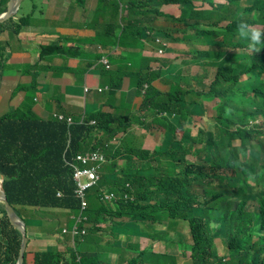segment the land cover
<instances>
[{"label": "trees", "instance_id": "16d2710c", "mask_svg": "<svg viewBox=\"0 0 264 264\" xmlns=\"http://www.w3.org/2000/svg\"><path fill=\"white\" fill-rule=\"evenodd\" d=\"M138 1L126 3L127 14L142 8L141 4L137 5ZM146 1L178 5L181 17L179 20H171L174 24L190 21L193 8L208 14V19L201 23L188 22L181 28L157 33L168 42H181L188 34L186 30L200 33L208 47V51L200 55L209 59L208 67L215 69L208 89L212 97L220 100L217 124L224 127L240 126L245 148L252 156L262 158L263 143L255 142L253 137L260 134L259 128L250 126L249 121L256 115L264 117V46H259L260 51L246 55V43L236 38V29L238 23L244 21L264 30V0H247V7L241 6V0H203L200 6L192 5V0ZM8 2L9 0H0V15L6 12ZM215 2H227L225 12L228 14L230 10V15L223 13L220 7L223 4ZM14 20L0 25V39L6 33L18 35L28 25V18L18 20V24ZM221 21H229V24L219 28ZM143 23L145 22L142 20L137 24ZM129 37H133V34L129 33ZM8 48V43L0 40V86ZM198 59L199 56L195 55L193 61L200 66ZM127 76L134 81L138 90L145 84L148 85L145 93L148 97L157 99L170 94L173 102L172 109L171 104L166 103L162 110L158 109L154 113L156 116L171 113L174 117L167 128L163 144L150 152L132 146L127 136L119 146L120 136L114 144V136L126 132L122 131V127L129 120L128 115L115 117L98 112L88 115L83 123L74 121L68 127L64 120L52 117V120H46L34 112H25L23 103L11 113L0 117V176L4 179L3 188L8 201L26 222L27 231L34 223L26 217L27 210L33 212L37 208L50 207L78 210L79 203L73 195L72 170L65 164L63 157L69 160L79 152L100 150L108 164L104 166V174L97 187L90 191L98 203L89 200L87 196L88 207L85 214L88 224L93 226L94 223L101 222L102 215L125 217L131 222L142 223L144 228L138 233L154 242L163 243L166 248L162 253H148V256H154V264H177L175 255H183L185 250L190 252L192 264H220L215 261L214 238H219L227 245L238 263H249L251 259L253 264H262L264 197L259 200L258 208L253 213H246L239 208L229 216L226 213L220 215L221 224L217 228L215 224L221 209L219 195L205 197L191 187L193 180L187 177L184 167L186 151L173 141V131L179 125L176 124L177 121H186L180 111L187 105L179 103L186 91L160 93L150 85V73ZM243 76L245 79L239 84L238 80ZM31 87L35 88L34 94L36 92V84H31L25 88L27 96V90ZM90 121L95 123L89 124ZM117 159H121V164H117ZM262 180L264 182V178ZM103 185V189L118 197L113 206L109 205L110 212L108 205L99 199L100 187ZM57 191L62 192L59 199L56 198ZM124 194L133 199L124 200ZM93 213H96L95 217L92 216ZM179 221L185 222L186 233L178 229ZM160 226H164V230ZM42 231H52V226L46 225L40 232ZM95 231L94 228L88 229V233ZM126 238L130 240L129 236ZM126 238L125 248L119 252L120 259L125 253L131 252L128 251L130 246ZM21 242V233L10 224L5 207L0 203V264H16ZM99 247L96 251L93 243L84 245L76 252L79 263L102 264L110 249L103 245ZM76 253L70 252L68 258H62L63 253L49 248L34 254V264H75L72 260L74 257L76 259ZM144 253V249L139 251V254ZM26 256L27 253L25 258ZM138 257L139 255L133 257L128 264H138ZM24 264H27L26 259Z\"/></svg>", "mask_w": 264, "mask_h": 264}, {"label": "crops", "instance_id": "0c3cea01", "mask_svg": "<svg viewBox=\"0 0 264 264\" xmlns=\"http://www.w3.org/2000/svg\"><path fill=\"white\" fill-rule=\"evenodd\" d=\"M36 1L29 0V4L32 6ZM127 1L121 0L123 3H120V0H71L70 3L68 0H40L43 5L41 11L21 14V8L26 2L24 0L15 20L28 18V25L18 35L6 33L0 39L9 45L0 86V117L11 113L23 103L27 108L29 101L26 100L28 96L25 88L36 84L34 102H42L36 112L39 115L44 114L43 119H46L52 110L71 116L73 122H79L82 118L98 112L109 113L115 117L128 115L130 122L125 125H127V137L130 138L132 146L153 150L162 145L163 138L160 144L154 145L152 149H147L143 145L144 133L156 132L157 128L161 130L157 133L164 132L162 120L164 115L154 114L153 107L160 106L157 101H152V107H150V97L144 93L149 86L145 84L141 90H138L135 88L134 81L127 75L150 73V85L160 93L174 89L188 90L191 84L187 64L190 61L193 65L196 64L190 58L183 62L180 58L184 56L179 49L181 45L165 42L157 33L181 28L188 22L179 25L181 27H176V24L166 17L177 19L180 16L177 6L159 5L157 2L144 3L143 0L139 3L141 2L145 11L136 10L127 14L125 11ZM77 7L82 9L78 10ZM155 12L160 14V17ZM142 20L145 23L137 24ZM67 22H71L70 28L64 27ZM145 29L147 30L142 36ZM98 33H111L114 36V42L101 54L95 52L91 55L93 42H104V39L97 36ZM129 33H132L133 37H129ZM156 40L165 43L167 47L162 49ZM159 50L163 51L162 55H158ZM114 51L117 55H112ZM87 52L90 55L89 59L85 56ZM103 55L107 59L109 68H105L99 62ZM198 63L203 70L207 68L205 60L200 56ZM170 74L176 77L175 80L169 77ZM98 89L101 91L99 92ZM162 98L160 96L158 101ZM71 106L75 107L78 115L69 114L64 110ZM207 117L208 112L203 117L193 116L199 123L209 122L207 130H211L212 125ZM184 129H190L192 136L198 130L189 120L185 122ZM119 136L120 133L114 136L115 143ZM201 146L199 143L197 147ZM53 211L55 213L26 211V217L34 221L28 228V236L30 234L36 238L30 240L28 245L37 249L36 251L28 250L32 258L27 264H34L36 252L49 248L63 253L62 258L69 256L67 252L64 253L66 249H69L66 246L67 235L56 240L54 236L52 238L46 236L51 231L40 232L48 222H56L58 227L67 229L71 225L69 219L74 214L61 209ZM110 218L103 222L99 231L110 225ZM160 228L164 230V226ZM98 233L91 234L89 241L88 239L80 241V249L84 245L94 244L97 240L95 235ZM128 236L131 242L139 245V250H143L151 243L150 252L155 253L153 246L161 244L144 236L124 235L121 238L120 247H112L102 264H128L132 261L134 252L125 253L121 259L119 254L125 248L124 238ZM140 239L146 241V246L140 243ZM101 243L99 239V246ZM140 264H154V256H144Z\"/></svg>", "mask_w": 264, "mask_h": 264}, {"label": "clouds", "instance_id": "9594fccd", "mask_svg": "<svg viewBox=\"0 0 264 264\" xmlns=\"http://www.w3.org/2000/svg\"><path fill=\"white\" fill-rule=\"evenodd\" d=\"M130 1L131 0H128L126 3L128 4V2ZM139 1L137 2V5L141 4V2L139 3ZM143 2L148 3V1L146 0H143ZM155 2L159 3L158 1ZM159 5H165V4L159 3ZM166 6H177L180 10V16L177 19H174L172 17H166V19L170 21L179 20V18L181 17V8L178 5H166ZM227 6H228L227 2L222 6H220L222 7L224 14H226L225 8ZM126 8H128L127 5ZM143 9L144 8L142 7L141 9H139V11H145ZM147 12L149 13V10H147ZM155 13L157 16L160 17V14H158L157 12ZM229 13L230 10L226 15H230ZM184 23L176 24V26L182 25ZM223 23L225 25L221 26V24ZM227 24H229V21H221L219 24V28H223L227 26ZM236 33H237L236 38L246 43V48L244 50L249 53H256L260 51L259 46H264V30H260L257 27L248 24L247 22L241 21L240 23H238ZM162 40L168 42L165 39ZM156 43L160 45L162 49H165L167 47L165 43L160 42L159 40H156ZM207 51L208 48L205 51L199 52L198 55L202 57L200 54ZM162 54L163 51L159 50L158 55H162ZM202 58L203 60H205L206 67H208L207 62L209 61V59L205 57ZM104 67L109 68L108 65ZM213 78L211 82L213 81ZM197 85L199 87H203L202 81L198 80ZM190 88L191 87H189V89ZM85 89L87 91V88ZM189 89L183 90L186 92L181 96L179 103L180 104L185 103L187 107L183 111H180V113L182 112L191 117L193 116L203 117L208 112L207 119L210 121L212 125V129L207 130L203 134L200 133L199 130H197L196 134L192 136L190 129H184L185 122L188 121V118H186L185 122L183 120L182 124L175 126V129L173 131V137H174L173 141L179 143L183 151H186V154L184 155L186 165H184V167L187 177L193 180L191 187L197 193L205 197L211 195H219L221 209L218 214L217 222L215 224L216 227L219 228L221 224L220 215L222 214L226 213L229 216L232 213H235L239 208H241L246 213H253L257 210L259 200L262 197H264V182L262 180L264 178V160L260 157L252 156L249 150L245 148L243 136H242V128L240 126L230 125L224 127L221 124H217L218 122L217 109L220 104V100L218 97L215 96L212 97V93L210 92V89H200V90H194V89L189 90ZM98 91L100 92L101 90L98 89ZM173 91H177L178 93H180L182 90L174 89ZM128 118L129 120L123 124L122 131L127 130V125L125 124L130 122V117L128 116ZM162 120L164 123L163 134L167 136L168 133L167 128L170 127V124L173 120L168 119V117L166 116H164ZM260 120L264 121V117L261 115H256L252 119H250L249 125L250 126L255 125L260 129L261 127L258 126ZM83 122L84 119L82 118L79 121V123H83ZM94 123H95L94 121L89 122V124H94ZM127 133H128L127 131L121 132L118 146L120 145L121 140L127 136ZM204 137H210L211 139L206 140ZM69 141L70 140H68V142ZM163 142H164V137H163ZM199 143L202 145L200 148L197 147ZM94 151H97L104 156V154L100 150H92V151L79 152V153L85 154ZM147 151L150 152L152 150H147ZM189 157H193V159H189ZM104 158H105V162L101 165L98 171V175H99L98 183L100 181V178L104 174V166L108 164V161L105 156ZM64 162L66 164V159H64ZM117 164H121V159H117ZM69 168L71 169V167ZM103 188H105L104 185L100 187L99 199L102 203L108 205V210H109L110 208L109 205L113 206V202L118 197L113 192H109ZM214 188L218 190L216 191L214 190ZM91 189L92 188L88 189L84 193L83 198L78 197L73 190L74 198L79 203L78 210L70 211L69 209H61L74 214L71 217V219H69L71 225L68 227V229L65 227L57 226L55 228L54 226H52V231L46 235L47 237L50 238L54 236L56 240H60L67 235L69 237V243H67L66 246L69 249H66L64 253L66 252L68 254L70 252L76 253L74 248L75 242L76 241L80 242L82 240H85L86 237H88L89 235L99 232L103 222L111 217V215H102L101 222H96L93 224V226L91 224H88V219L85 214L88 207L87 196L89 197V200L91 199L95 203H98V201L93 197L92 193H90ZM109 193H112L115 196V198L112 199L111 201L102 200V195ZM61 195H62L61 191L56 192V198L59 199ZM241 206H243V208ZM48 209H50V211H53L60 208H53V207L42 208V209L37 208L35 209V211H43L44 213H49L45 211ZM92 216L95 217L96 213H93ZM227 222H229V220H227ZM179 223L184 225L187 230V226L185 222L179 221ZM54 224L57 225L56 222ZM89 228H94L96 231L88 233ZM26 231H27V225H26ZM27 237H28V231H27ZM213 245H214L213 246L214 251L216 253L215 261L220 264H253L251 259L249 263H244V262L238 263L236 260L233 259L232 253L229 251L225 243L222 244L218 252L216 251L214 240H213ZM186 251L188 250H185V252ZM27 252L28 251L26 250V253ZM72 261H74V263L77 264L75 257L73 258ZM261 263L264 264V254L261 256Z\"/></svg>", "mask_w": 264, "mask_h": 264}, {"label": "rangeland", "instance_id": "374dc122", "mask_svg": "<svg viewBox=\"0 0 264 264\" xmlns=\"http://www.w3.org/2000/svg\"><path fill=\"white\" fill-rule=\"evenodd\" d=\"M68 1L71 3V0H68ZM202 2H203V0H192V5L200 6L202 4ZM8 3H7V6H8ZM215 3L218 4V2H215ZM223 4H225V2H223ZM240 4H241L242 7H247V0H241ZM204 8H206L205 5H204ZM42 9H43V5L41 4L40 0H37L34 3V5H32V6L29 4V0H26V2L24 3L23 7L21 8L20 13L23 14V13L39 12ZM76 9L81 10L82 8L77 7ZM6 11H7V9H6ZM5 13H3V14H5ZM190 16H191V19H190V21H188L190 23H201V22L206 21L208 19V14L205 11L194 9V8L191 11ZM203 18H204V20H203ZM14 22L16 24H18L17 20H14ZM70 23L71 22H67L64 27L70 28V26H69ZM224 25H225L224 23L221 24V26H224ZM176 27H181V26H176ZM257 28L261 30L260 27H257ZM146 30L144 31L143 35L145 34ZM186 32L188 34L185 37H183L181 42H172V44L181 45V47H179V49L182 51L181 54H183L184 56L180 57V58L183 60V62L187 58H190L192 60L195 57V55H198L199 52H201L203 50H206L208 48L205 39L201 38L199 32H197V31L193 32V30H186ZM23 33H25V30H23ZM97 36L99 38H101V39H104V42L94 41L93 42V47H92L91 52H90L91 55H93L95 52L98 53V54H101L103 51H105L108 48H110L111 45L114 42V36L111 33H108V34H106V33H98ZM218 40H221V37H218ZM228 51H230V50H228ZM175 52L179 53V51H177V50H175ZM244 53L246 55H250V53L245 51V50H244ZM112 55H117V53L114 51V52H112ZM85 56H86V59H89L88 57H90L88 52L85 54ZM99 62H100L101 65H104V66L108 65L106 57L104 55L101 56ZM86 63H88V62H86ZM187 67H188V74L190 76V84H191V88L190 89H194V90L208 89V85H209V83L211 82V80L213 78L215 69L212 68V67H207L205 70H203L201 66L193 65V62H191V61L187 64ZM169 77L171 79H174V80L176 78L173 74H170ZM184 79H186V78H184ZM244 79H245V76H243L240 80H238V83L242 84L243 83L242 80H244ZM198 80H201L203 82V87H199L197 85V81ZM187 82H189V81H187ZM34 91H35V88H32V87L27 90L28 98H26V100L29 101V104H28L25 112H34L36 115H39L36 112V110L38 109V107H40L42 105V102H36V103L34 102L35 101ZM172 92H173V90H172ZM144 93H146V90H145ZM169 95L170 94L162 96L163 98L160 101H158V98L157 99L150 98V100H151V102H150L151 106L150 107H152V101H157V103L160 106H154L153 107V109H155V112L158 109L162 110L165 107L166 103L171 104V109H172L173 102L171 101V98L169 97ZM47 108H49V106H47ZM64 110L66 112H68L69 114L78 115L76 113V111H75V107H73V106L67 107ZM52 113H54V114H52ZM162 115L168 117V119H170V120L174 117L171 113H161L158 116H162ZM181 115H182L183 119L184 118H188V120L191 122V124L194 125L199 130L200 133L203 134V133H205L207 131V129L209 127V122L199 123L193 117H191L189 115H186V114H184L182 112H181ZM39 116L45 117L44 114L43 115H39ZM64 116L65 115L57 113L55 110H52L50 115L48 114L46 116V120H52L51 117L53 119H59V118H63ZM80 118H81V116H80ZM66 121H67L68 124H70V123L73 122V118L71 116H67ZM182 123H183V120H178L176 124H182ZM258 126L261 127L260 129H258L260 134L259 135H253L254 141L255 142L261 141L263 143V147H264V121L260 120ZM159 131H161V130L157 128L156 132H148V133H144L143 134L144 135L143 145L147 149H152V147L154 145H159L160 142H161V139L164 136H166L163 133H161V134L157 133ZM141 140L142 139H140V141ZM68 145H69V142L67 141L66 149L68 148ZM63 156H64V154H63ZM63 159H66V158L63 157ZM262 159L264 160V149H263V152H262ZM66 160H68V159H66ZM68 161L74 166H78V165H81L83 167L87 166V163H82L81 164L78 160H76L75 156H72ZM214 190L217 191L218 189L214 188ZM123 199L124 200H127V199L128 200H132L133 197H131L129 195H124ZM45 211L51 213L50 209L45 210ZM109 211H110V208H109ZM52 213H55V212L52 211ZM47 225L54 226L55 228L57 227V225L54 224L53 222H48ZM142 228H144L142 223L138 224V223H134V222L129 221L128 218H125V217L119 218V217H114L113 216V217H111L110 225L107 228L99 231V233L97 235H95L97 240L94 241V249L96 251L99 250V248H100L99 247V239L102 241L101 245L106 246L109 249H111L112 247L119 248L120 244H121V238L124 237V235H134L135 234L136 237L143 236L142 234L138 233ZM178 229L182 233H186V228H185L184 225H182V224L179 225ZM92 235H90L88 237L91 238ZM34 239H36V238H34L33 236H30V234H29V236H28V244H29L30 240H34ZM66 239H67V242L69 243V237L68 236H66ZM126 240L128 241L129 246H130L128 251H131V252L135 253V255L133 257L139 255L138 260H137L138 264L141 263V261H142L144 256H148V253H152V252H150L151 251V243H149L146 246V241L140 239V243L143 246H146V247L144 248L145 253L144 254H139L140 250H139V248H137V244L131 242L129 240V238H126ZM214 243H215L216 251L218 252V250L222 246L223 242L219 238H214ZM79 244L80 243L78 241L75 242L74 248H75L76 252L80 251ZM164 249H165V246H164L163 243H161L160 245L155 244L153 246V250H154L155 253H161V252L164 251ZM28 250L29 251H36L37 249H36V247L33 248L32 245H28L27 246V251ZM175 256H176V263L177 264H192L191 260H190V252L189 251H186L183 255L176 254ZM98 257H99V260L102 261L101 256L98 255ZM30 258H32V254H31V252H27L26 263L28 262V260Z\"/></svg>", "mask_w": 264, "mask_h": 264}, {"label": "built area", "instance_id": "2783aa9c", "mask_svg": "<svg viewBox=\"0 0 264 264\" xmlns=\"http://www.w3.org/2000/svg\"><path fill=\"white\" fill-rule=\"evenodd\" d=\"M66 119L67 117H63V118H59L58 120H64L67 126L71 125L72 123L68 124ZM74 156L75 159L78 160L81 164L87 163V166L85 167L81 165L74 166L68 160H66V164L72 169V180L75 185L74 193L78 197L83 198L84 193L88 189L93 188L98 184V179H99L98 171L101 165L105 162V158L101 153L97 151L89 152L85 154L77 153ZM114 198L115 196L112 193L102 195V200L104 201H111ZM76 262L79 263V257L77 255H76Z\"/></svg>", "mask_w": 264, "mask_h": 264}, {"label": "water", "instance_id": "95a60500", "mask_svg": "<svg viewBox=\"0 0 264 264\" xmlns=\"http://www.w3.org/2000/svg\"><path fill=\"white\" fill-rule=\"evenodd\" d=\"M24 0H10L7 6V11L5 14L0 15V25L9 22V20L14 19L22 5ZM3 177H0V203L5 207L7 217L10 221V224L14 229L19 231L22 235V242L19 250L18 259L16 264H24L25 254L28 246V237L26 231V223L24 220L17 214L13 206L9 203L7 194L3 188Z\"/></svg>", "mask_w": 264, "mask_h": 264}]
</instances>
